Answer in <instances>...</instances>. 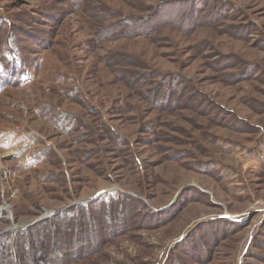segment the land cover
<instances>
[{
  "label": "rangeland",
  "instance_id": "obj_1",
  "mask_svg": "<svg viewBox=\"0 0 264 264\" xmlns=\"http://www.w3.org/2000/svg\"><path fill=\"white\" fill-rule=\"evenodd\" d=\"M3 63L10 261L264 264V0H0Z\"/></svg>",
  "mask_w": 264,
  "mask_h": 264
},
{
  "label": "trees",
  "instance_id": "obj_2",
  "mask_svg": "<svg viewBox=\"0 0 264 264\" xmlns=\"http://www.w3.org/2000/svg\"><path fill=\"white\" fill-rule=\"evenodd\" d=\"M0 66L5 67L6 69H11L10 64H0ZM4 73L0 72V80L6 82L10 78L5 77ZM10 77H13V74L10 75ZM6 79V80H3ZM63 121H65L66 117L63 114L62 117ZM43 153V152H42ZM106 203V201H104ZM64 218H69L68 215H66ZM47 225V224H46ZM55 225V224H54ZM57 226V225H55ZM37 234H40L37 231ZM29 237L25 238V240H22L19 238V241L15 239L14 243H12V247L14 249L11 250V254H13V257L15 261L9 260L8 254L9 251L5 245L0 244V264H46L48 262L47 257L45 255L46 249L41 246V242L37 239L36 235L28 233ZM40 243V244H37ZM4 247V248H3ZM62 256L65 257L64 254ZM63 259V258H61ZM48 264V263H47Z\"/></svg>",
  "mask_w": 264,
  "mask_h": 264
}]
</instances>
